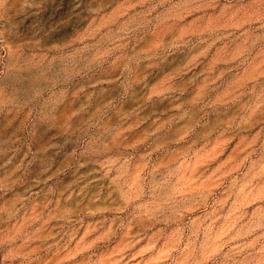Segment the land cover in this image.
Instances as JSON below:
<instances>
[{"label": "rangeland", "instance_id": "374dc122", "mask_svg": "<svg viewBox=\"0 0 264 264\" xmlns=\"http://www.w3.org/2000/svg\"><path fill=\"white\" fill-rule=\"evenodd\" d=\"M0 264H264V0H0Z\"/></svg>", "mask_w": 264, "mask_h": 264}]
</instances>
